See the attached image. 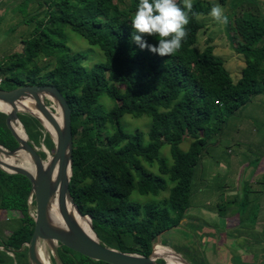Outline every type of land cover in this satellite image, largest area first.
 <instances>
[{
    "label": "trees",
    "instance_id": "trees-1",
    "mask_svg": "<svg viewBox=\"0 0 264 264\" xmlns=\"http://www.w3.org/2000/svg\"><path fill=\"white\" fill-rule=\"evenodd\" d=\"M219 2L229 17L224 25L228 41L243 61L235 81L223 61L213 54L210 42L201 50L196 48V34L202 28L198 17L209 12L199 0L192 1L197 15L190 18L181 49L164 57L141 49L132 40L131 19L139 0L18 1L17 12L30 29L21 40L20 53L1 59L0 89L50 84L65 99L72 139L69 195L106 247L146 257L159 241L188 264H199L203 259L194 243L189 245L181 239L178 226L190 207L191 183L199 170L206 139L220 130L225 117L264 91V28L253 13L255 0ZM66 29L98 48L103 61L90 68L83 66L84 57L71 53L66 45ZM145 40L158 45L154 37ZM39 59H46V63L38 66ZM101 96L112 103L108 110L99 106ZM124 115L150 119L146 141L138 130H123L120 120ZM17 117L29 142L38 145L41 140L45 150L52 152V142L40 122L26 113H18ZM4 119L0 112V135L5 138L0 145L12 150L16 143ZM31 129L36 135L32 136ZM184 138L189 140L185 151L179 148ZM164 144L168 145L169 164L159 158ZM90 149L93 155L89 157ZM23 154L18 152L17 156ZM37 154L44 159L43 152ZM154 163L157 173L151 171ZM253 163L255 168L257 162ZM166 189L167 196L157 200ZM247 189L248 183L243 182L241 198L235 201V233L243 237L258 219L263 218L264 223L263 204L258 198L251 199ZM29 190L23 176L0 170V210L16 214L14 226L0 231V264H27L23 244L28 243L33 226L27 211ZM132 193L149 199L135 202L130 198ZM215 209L224 218V207L216 203ZM3 224L0 222V226ZM194 227L195 235L201 224ZM8 251L12 256L6 254ZM57 253L63 264H106L63 246ZM229 263L255 264L242 261L236 251L230 253Z\"/></svg>",
    "mask_w": 264,
    "mask_h": 264
},
{
    "label": "rangeland",
    "instance_id": "rangeland-1",
    "mask_svg": "<svg viewBox=\"0 0 264 264\" xmlns=\"http://www.w3.org/2000/svg\"><path fill=\"white\" fill-rule=\"evenodd\" d=\"M18 1L4 0L0 4V61L12 53H20L23 44L21 40L23 41L27 37L30 29L29 26L22 23V15L17 12ZM199 1L203 7L209 8V12L205 16L198 17V21L202 24L203 28L196 34V48L201 50L207 42L209 43L208 38L211 39V45L214 46L213 54L223 61V66L228 71L231 80L235 81L239 78V70L241 62L243 65V61L241 56L237 55L230 45L224 25L215 24L209 16L212 6L218 4L224 8V5L219 0ZM252 4L253 13L259 17L260 24L264 28V0H255V4ZM247 7L246 5V9ZM239 11L242 10L237 9V12ZM64 36L70 52L80 53L84 57L82 65L86 68H90L92 65L103 61V56L98 48L89 45L75 33L66 29L64 30ZM45 63L46 59H39L36 62L38 66H43ZM98 104L103 110H108L112 106V103L104 96L99 98ZM47 107L57 115L55 105L49 104ZM120 124L125 132L131 133L134 130H138L143 134L144 141L147 140V131L150 126V119L147 116L134 119L128 115H124L120 120ZM12 129L16 133L19 129L18 124H12ZM30 133L34 136L36 135V130L31 129ZM4 140L5 138L0 135V141ZM27 141L29 142L28 137ZM29 143L34 146L37 152H43L45 154L42 163L47 162L52 152L45 150L41 144V140L38 145H33L32 141ZM188 143L189 140L184 138L179 148L185 151ZM159 152V158L164 159L165 164H169L168 145L164 144ZM92 155L93 152L90 149L88 156L90 157ZM253 161L257 162L255 168L254 163H251ZM249 163L251 165L247 166ZM238 165L237 170H233L232 173L228 172L227 176L221 175L225 167H228L230 171L231 168L235 169ZM156 167L157 165L154 163L151 171L157 173ZM198 168L199 170L196 172L191 183L190 205H207L213 211H203L204 219H202L203 223L199 231L201 233L200 238L197 237L199 233L196 236L195 232L194 235L191 225L186 227L184 221H182L178 226L184 232V234L179 232L181 233V239H186L185 242L189 243V245L194 243L195 246H199L201 250L199 251L203 257L199 264H230V255L228 252L232 254L230 249L237 250L238 247L242 248L237 252L244 260L249 261L251 259L250 253L254 250L261 253L259 263L264 264L263 218L257 220L252 230L247 229L245 232L246 235L243 234L245 241H243V236L239 238V235L234 234L236 230L231 231V233L226 231V237H223V234H218L223 229L235 227L238 224L236 215L238 207L235 201L241 198L243 182L248 183L247 190L250 192L248 196L250 195V198L252 197L251 199L257 196L253 194V191L261 192L259 200H261L263 204L262 208L264 209V91L261 94L252 96L238 111L225 117L224 124L220 130L214 132L206 139ZM250 170H252L251 173H249ZM255 180L259 183L254 184L253 181ZM167 187L169 188L171 185H167ZM130 196L131 199L138 203L149 199L133 193ZM166 196L167 189L161 192L156 199L161 200ZM215 203L224 207L225 219L219 217L217 214ZM31 210L33 211V208ZM3 212L0 210V221L3 220ZM261 212H264V210ZM80 217L84 218L88 225V217L84 215ZM55 222L58 225V221L55 220ZM194 224L196 223L194 222ZM12 226L14 224L11 220L4 222L3 226H0V231L2 227L7 228ZM194 230L197 229L194 227ZM230 236L232 238H229ZM168 242L170 244V237ZM155 249L161 251L170 250L163 242L160 244L159 241L154 245ZM40 255L44 259L47 258L49 264H53L49 252H41Z\"/></svg>",
    "mask_w": 264,
    "mask_h": 264
},
{
    "label": "water",
    "instance_id": "water-1",
    "mask_svg": "<svg viewBox=\"0 0 264 264\" xmlns=\"http://www.w3.org/2000/svg\"><path fill=\"white\" fill-rule=\"evenodd\" d=\"M24 98H30L33 101L37 112L54 131V137H51L46 132L52 142L53 150L44 170L41 168L42 159L38 156L34 146L27 140L19 139L12 129V124L17 122L23 130L18 121L17 114L26 113L38 120L45 130L38 116L29 111L18 110L15 107V103ZM44 100L55 105L57 115L60 116L59 126L54 119L53 115L55 114L48 109ZM0 103L10 107L8 112L1 109L0 112L5 115L4 123L6 129L16 143V146L12 150H6L0 145V154L10 158L17 155L18 152H23L35 167V171L32 173L18 165L6 164L0 159V170L2 172L8 175L23 176L30 186L27 197V211L29 217L32 219L33 226L28 243L23 244L26 248L27 264H43L40 260L39 251L42 253L49 252L53 264H63L57 253L59 246H63L90 260L106 264H167L162 257L154 256V252L158 249L154 250L153 248L151 253L145 257L137 254L123 253L102 245L92 230L89 218L87 220V227L90 234H87L78 226L74 218L67 211L66 204L69 203L75 208L76 213L81 216L73 204L68 191V182L71 176L72 150L70 110L65 99L54 86L48 84L19 86L9 90L0 89ZM54 167H56L55 182L51 183L50 173ZM56 186L58 188V213L64 223L63 228L55 224L56 222L51 221L48 216L49 201ZM31 208H33V211ZM166 252H171L180 258L184 264H188L180 255L174 251L172 252L171 249ZM156 260H162V263Z\"/></svg>",
    "mask_w": 264,
    "mask_h": 264
},
{
    "label": "clouds",
    "instance_id": "clouds-1",
    "mask_svg": "<svg viewBox=\"0 0 264 264\" xmlns=\"http://www.w3.org/2000/svg\"><path fill=\"white\" fill-rule=\"evenodd\" d=\"M182 5V6H181ZM197 15L193 11L192 0H139L131 19L132 40L141 48L161 57L175 55L188 36L190 18ZM209 16L215 24L227 25L229 17L224 8L214 5ZM145 37H154L158 45H150Z\"/></svg>",
    "mask_w": 264,
    "mask_h": 264
},
{
    "label": "bare ground",
    "instance_id": "bare-ground-1",
    "mask_svg": "<svg viewBox=\"0 0 264 264\" xmlns=\"http://www.w3.org/2000/svg\"><path fill=\"white\" fill-rule=\"evenodd\" d=\"M46 106H47V104H46ZM15 107L18 110L29 111V112L33 113L34 115L38 116L41 119V122H42L46 132L49 133L51 135V137H54L53 129L41 117V115L37 112V110L34 107V103L30 98H24V99L20 100L19 102H16ZM0 109L5 111V112H8L10 110V107L0 103ZM53 116H54V119L56 120V123L59 126L60 125V116L59 115H53ZM18 126H19V124H18ZM19 129H21L20 126H19ZM19 129L16 131V134L18 135L19 139L27 140L26 135L23 132V130L22 129L19 130ZM0 159L2 160V162L6 163V164L18 165L19 167L25 168L26 170H28L32 173L35 171V167L30 162L28 156L25 153L22 156H16L15 155L14 157H10V158L5 157V156L0 154ZM49 160H50V157L48 158L47 162L41 163V168L43 170L46 168ZM55 176H56V167H54L50 173V182L51 183L55 182ZM66 208H67V211L69 212V214L74 218V220L76 221L78 226H80V228L84 232H86L87 234H90L88 227H87L86 220L84 218L80 217L76 213L75 208L72 205H70L69 203L66 204ZM48 216H49L51 221H53V222H55V220L58 221V226L61 227L63 221H62V219L58 213V188H57V186L55 187L54 192L52 194V197L50 198V201H49ZM39 253L41 254L40 251H39ZM39 256H40V260L42 261L43 264H49V260L47 258H46L47 259L46 260L41 255H39ZM154 256L162 257L167 264H184L180 258L173 255L171 252H166V251L164 252V251L156 250L154 252Z\"/></svg>",
    "mask_w": 264,
    "mask_h": 264
},
{
    "label": "crops",
    "instance_id": "crops-1",
    "mask_svg": "<svg viewBox=\"0 0 264 264\" xmlns=\"http://www.w3.org/2000/svg\"><path fill=\"white\" fill-rule=\"evenodd\" d=\"M202 28H203V26H202ZM197 38V37H196ZM208 41L210 42V44L212 43V40L211 39H209L208 38ZM213 42H214V40H213ZM213 48H214V46H213ZM241 62V61H240ZM243 67V65H242V62H241V66H240V70H241V68ZM239 70V71H240ZM251 163H253V162H251ZM251 163H249V164H247V166H250L251 165ZM239 167V165L235 168V169H230V171H229V169H228V167H225L224 168V171L222 172V174L221 175H223V176H227L228 175V172H230V173H232V171L234 170H237V168ZM251 171L252 170H250L249 171V173H251ZM254 174V173H253ZM261 180H262V178H261ZM253 183L255 184H258L259 182L258 181H253ZM249 194H250V192H249ZM253 194H256L257 196L255 197V198H260V194H261V192L260 191H253ZM252 198V197H251ZM254 198V199H255ZM215 205H216V203H215ZM213 211V209H210V208H208V206L207 205H190V207L186 210V212H185V218H184V223H185V226L187 227V226H189V225H191L192 227L193 226H199V224H201L202 225V219H204V216H203V211ZM3 220H1L0 222L2 223V222H8L9 220H11V222L13 221V219H15L16 218V214H14V213H7V212H3ZM198 216H200V217H198ZM223 219H225V218H223ZM194 222L196 223V224H194ZM211 224H213L212 222H211ZM216 225V224H215ZM194 229V228H193ZM190 231V230H189ZM188 231V232H189ZM190 233V232H189ZM196 233L198 234L199 233V236L201 235V233L200 232H197L196 231ZM4 234L6 235V234H8V232L7 231H4ZM190 235V234H189ZM201 237V236H200ZM238 249V248H237ZM200 248H199V246H197V252H199L200 253ZM185 254V253H184Z\"/></svg>",
    "mask_w": 264,
    "mask_h": 264
},
{
    "label": "flooded vegetation",
    "instance_id": "flooded-vegetation-1",
    "mask_svg": "<svg viewBox=\"0 0 264 264\" xmlns=\"http://www.w3.org/2000/svg\"><path fill=\"white\" fill-rule=\"evenodd\" d=\"M236 227H231V228H225V229H223V231H221V232H226V231H234V229H235ZM236 230V229H235ZM218 233V234H223V233ZM234 234H236V233H234ZM237 235V234H236ZM240 237H242V235H240L239 236V238ZM232 241H234L233 239H231ZM243 241H245V239H244V237H243ZM235 242V241H234ZM244 248V247H243ZM58 249V248H57ZM239 249H242V248H239L238 247V249L237 250H233V249H230V250H232V251H238ZM9 252V251H8ZM7 253V252H6ZM229 253V252H228ZM238 253V252H237ZM229 255H230V253H229ZM240 255V254H239ZM260 255H261V253H258L257 251H252L251 253H250V256H251V259L249 260V261H246V260H244L243 259V257L240 255V257H241V259H242V261H245V262H254L255 264H258L259 263V260H260ZM262 264V263H261Z\"/></svg>",
    "mask_w": 264,
    "mask_h": 264
},
{
    "label": "built area",
    "instance_id": "built-area-1",
    "mask_svg": "<svg viewBox=\"0 0 264 264\" xmlns=\"http://www.w3.org/2000/svg\"><path fill=\"white\" fill-rule=\"evenodd\" d=\"M6 254H7V255H9V256H12V254H11V252H10V251H9V252H7Z\"/></svg>",
    "mask_w": 264,
    "mask_h": 264
}]
</instances>
